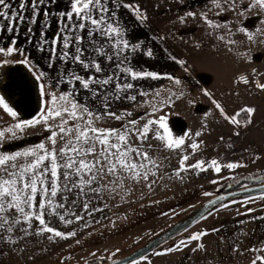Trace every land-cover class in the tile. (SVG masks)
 Here are the masks:
<instances>
[{"label": "snow or ice", "instance_id": "snow-or-ice-1", "mask_svg": "<svg viewBox=\"0 0 264 264\" xmlns=\"http://www.w3.org/2000/svg\"><path fill=\"white\" fill-rule=\"evenodd\" d=\"M59 2L60 0H18V8H14L9 0H0V21L6 22H0V31L9 34L8 45L0 46V55L11 57L17 54L21 57L17 63L28 69L37 82L39 96L45 101L39 115L32 119H21L6 98L0 96V108L15 121L0 130V148L9 138L6 134H10L11 139H18L26 129L37 125H42L48 133L46 142L15 152L0 151V214H3L0 215V228L8 225L6 231L11 233L13 226L26 224L27 227L22 226L20 231L32 235L30 229L33 228L34 222H38L34 234L47 233L50 241L54 237L65 239L76 235L73 231L65 233L58 230L50 223V218L57 216L59 221L66 225L73 223L71 219H66L68 213L60 214V210L65 208L64 202L68 199L63 193L73 188L83 192L84 186L98 193L100 190L92 188V185L104 176L116 177L112 183L119 182L120 187L124 186L123 180L127 178L136 182H147L150 176H156L153 168L158 169L159 164L147 151L133 146L130 142L132 137L143 142L149 138L153 127L156 126L154 138L164 142L166 149H177L184 144L183 137L172 139L170 133L167 137L160 133V128L167 133V126L163 118H151L159 110L154 103L144 105L151 108L146 120L143 115L138 119L133 118L131 111L112 110L115 102H134L138 95H149L147 91L136 87L137 82L159 78L156 71L144 70L133 64L132 54L152 58L154 52L151 47L145 50L143 41L133 43L126 38L127 29L118 15L121 8L125 9L136 22L143 24L148 20V15L140 5L125 0H66L64 10L43 11L44 21L38 38L34 39L36 33L33 26L37 24V17L41 12L40 5H54ZM184 2L185 0H179L181 4ZM26 11L31 12L30 17L24 15ZM226 11L235 12L238 18H246L253 11L264 16V0H209L206 11H186L179 15L174 23L186 25L189 18L195 19L199 15L206 29L214 32L224 30L231 36L234 33L229 24L212 18L219 17ZM53 18L58 22V28L54 36L49 38L47 32ZM25 21L28 24L25 32L27 43L40 54L39 63L31 58L24 47H18V39L13 37L14 33L19 34V27L14 25L23 24ZM261 24L264 25V19ZM237 31L244 34L249 41H253L257 34H264V27L252 31L241 25ZM217 39L229 46L236 44L234 39H226L225 35H219ZM172 59L181 66L185 64L184 60H177L175 56ZM8 63V59L3 60V64ZM167 79L176 86L181 85L180 79H174L172 76ZM239 80L248 83L244 76H240ZM257 87L264 89V84L257 83ZM167 91L168 99L176 95L171 89ZM152 95L160 97L161 92L157 90ZM205 95L211 94L206 92ZM167 102V99L161 101L163 104ZM212 103L230 123L239 126L238 117L241 113L246 116V123H251L255 111L252 107L242 108L230 117L225 114L221 103L215 99ZM105 118L122 124L116 128L98 126ZM201 134L198 131L195 136L199 137ZM58 144L60 147H57ZM199 147L196 142L190 145L193 155ZM188 161L187 154L180 158L177 176L188 168L201 172L211 168L220 173L222 168L233 170L244 166L240 162L222 164L217 159L198 160L194 164H187ZM257 179L264 181V177ZM151 186V183L147 184L148 188ZM204 194L212 195L208 192ZM58 196L60 199H57ZM218 199L224 200L226 197L221 196ZM75 203L76 201H73V204ZM83 207L87 211L89 203L85 202ZM9 213H13L11 219ZM91 214L89 211L88 215ZM46 216L49 219H46ZM76 219L81 220L83 217L76 215ZM202 235L205 233L197 232L188 239L199 241ZM8 240L12 244L17 242L11 237ZM181 245L187 246V242L181 240L175 249L169 248L168 252L180 250ZM203 248V243L198 244V249ZM250 250L253 253L264 252V249L260 248ZM132 264L139 262L133 261ZM251 264H264V256L255 255Z\"/></svg>", "mask_w": 264, "mask_h": 264}, {"label": "rangeland", "instance_id": "rangeland-1", "mask_svg": "<svg viewBox=\"0 0 264 264\" xmlns=\"http://www.w3.org/2000/svg\"><path fill=\"white\" fill-rule=\"evenodd\" d=\"M262 19L264 16L255 11L249 13L246 18H238L236 13L231 11V31L234 33L231 39L241 40L239 46H232L228 66L231 73L236 71L248 73L250 69H254L257 80H262L264 84V34H257L253 41H249L244 34L237 31L241 25L252 31L262 28L264 27L261 24ZM5 59L10 63L3 64ZM20 59L17 54L11 57L0 55V79L3 77L4 68L17 64ZM236 90L238 92L232 91L234 93L231 95L232 100L245 101L254 96H249V93H239L240 88ZM191 95V98L203 96L202 92ZM259 95L264 100V89ZM0 96H4L9 101L8 94L2 95L0 91ZM207 96L204 94V97ZM208 97L210 99L211 95ZM42 101L43 108L45 101L43 99ZM199 112L206 114V111ZM204 118L198 120L195 115L184 117L177 114L171 115L167 121L170 126L174 122L185 123V119L188 121L190 125L188 133H184L185 130L180 133L179 128L176 129L178 132L174 130L175 132L172 133L177 139L183 136L186 144L190 145L193 142L234 136L233 126L224 116L216 115L211 118L205 115ZM14 122L0 108V130ZM198 131L202 133L199 137L195 136ZM6 135L9 138L3 142L0 151L15 152L46 142L48 133L42 125H37L26 129L18 139H11L10 134ZM57 147H60V144ZM166 153L165 158H153L159 164V168H153L156 176H150L149 181L136 182L127 178L123 180V187H120L119 183V194L128 197L127 200L131 202L124 205L121 203L117 211L108 213L101 222H92L84 229L82 226L84 220L76 219V215L82 216V206L77 202L73 204V200L67 199L64 202L65 208L60 210V214L68 213L66 219H71L73 223L66 225L59 221L58 216L50 218V223L51 226L65 233L75 232V236L65 239L54 237L50 241L47 233L34 234L38 222H34L33 228L30 229L32 235L20 231L22 226L27 227L26 224L13 226L11 233L6 231L8 225L0 228V264H86L93 258H108L109 261L119 259L195 209L209 197L204 193L213 194L228 182L243 178L252 179L257 177L255 176L257 172L264 171V158H260L258 164L260 168L251 173L240 171L241 167L233 170L222 168L220 173L209 168L203 172L198 169H188L181 171L177 176L179 160L183 153L176 155ZM214 180L216 183H212ZM148 183H151V188L147 187ZM69 187L71 188V184ZM68 194V198L74 197V193L69 191ZM93 210L94 207L88 209L92 215H95ZM12 214L9 213V219ZM46 219L49 218L46 216ZM197 232L205 235H202L199 241H190L188 238ZM9 237L17 242L10 243ZM181 240H185L187 246L181 245L180 250L168 252L169 248L175 249ZM200 243H203V249H198ZM253 248L264 249V194L234 200L218 207L184 233L135 261L139 264H251L255 255L264 256V252L253 253L250 250ZM194 249L196 251H193Z\"/></svg>", "mask_w": 264, "mask_h": 264}, {"label": "crops", "instance_id": "crops-1", "mask_svg": "<svg viewBox=\"0 0 264 264\" xmlns=\"http://www.w3.org/2000/svg\"><path fill=\"white\" fill-rule=\"evenodd\" d=\"M9 2L13 4L14 8H18V0H9ZM125 2H130L134 5L139 4L141 9L148 15V20L141 24L136 22L127 10L122 8L119 10L118 15L121 18V23L127 29L126 38L133 43L143 41L145 50L147 47H151L154 52L152 58H147L141 54H132V62L144 70L156 71L159 74V78L157 80L148 78L137 82L136 87L147 91L149 95L146 97L138 95L137 100L134 102L127 100L115 102L112 105V110L118 112L131 111L134 114L133 118L138 119L143 115L146 120L149 118L147 113L151 112V108L144 105L146 103H154L159 110L151 118L157 120L163 118L167 126V133H165L163 128L159 129L160 133L166 137L170 133L172 139H177V136L172 131L178 132L176 129L179 128L180 133H183L182 130H185L184 133H188L190 125L185 119V123L174 122L170 126L167 121L169 117L180 114L184 115V117L195 115L198 120L205 119V115L214 118L216 115H221L212 103V100L215 99L221 103L225 109V114L230 117L240 112L242 108L252 107L255 109L250 124L246 123L244 114H242L241 118L238 117L240 120L239 126L227 121L232 124L234 132L232 135L236 137L240 144L264 141V100L259 95L262 89L257 87V83L263 84V81L257 80V73L254 69H250L248 73L244 71L231 73L229 71L228 63L231 60L232 46H239L241 39H234L236 44L232 46L219 41L217 39L219 35H225L226 39L231 38V36L224 30L214 32L206 29L199 15L195 19L189 18L186 25L174 23L177 17L183 15L186 11L191 10L197 13L206 11L209 0H185L182 4L179 3V0H125ZM65 7L66 0H60L59 3L54 5L49 3L40 5L41 12L37 17V24L33 26L36 33L34 39L38 38L41 24L44 21L43 11L55 12L64 10ZM24 15L30 17L31 12L26 11ZM212 18L221 23L229 24L231 28V11H226L221 16H213ZM3 23L6 24V22ZM14 27H19V34H13V37L18 39L17 46L24 47L26 52L30 53L31 58L39 63L41 60L40 54L27 43L28 37L25 36L28 27L27 21L23 24L14 25ZM57 28L58 22L53 18L47 32L49 38L54 36ZM0 38H2L0 46H7L9 34L6 31H0ZM197 44L199 47H196ZM173 56L177 60H184L185 64L181 66L176 60L172 59ZM168 76L180 79L181 85H174L172 81L167 79ZM240 76H244L248 83L241 82L239 80ZM236 87L240 88L239 93H249V96H254L245 101L232 100L231 95L234 94L232 91L238 92ZM168 89L176 93L171 99H168L169 96H167L169 95ZM157 90L161 92L160 97L152 95ZM199 92H202V97L191 98V94L195 95ZM206 92L210 93L212 98L204 97ZM166 99L168 100L167 104L161 103V101ZM199 111H206V114H200ZM233 111L236 112L234 113ZM176 119L180 120V118ZM121 124L122 122L105 118V121L99 123L98 126L116 128L120 127ZM155 131L156 126L153 127L149 138L143 142L135 137H132L130 142L133 146L140 147L142 151H147L153 158H165L167 157L166 152L173 153V155L180 152L183 153L181 155H188L192 150L190 144H186L185 141L180 148L166 149L164 142L154 138ZM236 133H239V135ZM261 159L248 163L239 170L251 173L260 168L258 164ZM114 180H116V177L104 176L98 182L93 183L92 188L99 189L98 193L92 192L87 186H84L83 192H80L78 188H73L74 190L70 191L74 193V197H70L68 200L76 201L82 206L84 220L82 226H84V229L92 222H101L108 213L117 211V207L119 208L121 203L124 205L131 202V200H127L128 197L119 194V182L112 183ZM67 194L68 192L63 193L66 196ZM85 202L89 203V208H99L102 211H94L95 215H88L89 211H86L83 207Z\"/></svg>", "mask_w": 264, "mask_h": 264}, {"label": "water", "instance_id": "water-1", "mask_svg": "<svg viewBox=\"0 0 264 264\" xmlns=\"http://www.w3.org/2000/svg\"><path fill=\"white\" fill-rule=\"evenodd\" d=\"M3 76L6 80V85L16 91V97L11 101L9 99V102L17 109L20 116L23 119H31L36 116L42 108L43 101L39 96V89L36 86L37 82L34 81L28 69L20 63L8 65L4 68ZM1 89L0 87V91H2ZM257 177L264 176L261 175ZM257 177L250 179L254 184L246 187L234 189L232 183L222 186L195 209L173 222L166 229L159 232L131 253L113 261L106 260L97 264H129L148 255L158 247L165 245L171 239L184 233L197 221L218 207L234 200L264 194V181L258 180ZM229 185H231V187H229ZM221 196L226 197V199L219 200L218 197ZM212 201H215V203H212Z\"/></svg>", "mask_w": 264, "mask_h": 264}, {"label": "built area", "instance_id": "built-area-1", "mask_svg": "<svg viewBox=\"0 0 264 264\" xmlns=\"http://www.w3.org/2000/svg\"><path fill=\"white\" fill-rule=\"evenodd\" d=\"M198 144L200 147L195 151V154L193 155L192 150L188 154L187 164H194L198 160L217 159L222 164L240 162L245 165L264 157V141L240 144L235 136H225L203 140Z\"/></svg>", "mask_w": 264, "mask_h": 264}, {"label": "trees", "instance_id": "trees-1", "mask_svg": "<svg viewBox=\"0 0 264 264\" xmlns=\"http://www.w3.org/2000/svg\"><path fill=\"white\" fill-rule=\"evenodd\" d=\"M9 104H10L11 107H13L10 102H9ZM15 110L17 111V109H15ZM18 114H19V112H18ZM242 114L243 113H241L239 118H241ZM19 118L23 119L21 116H19ZM261 175L264 176V171L263 172H259V173L257 172L255 176H261ZM228 183H232L234 189L254 184L253 182L250 181L249 178L237 179L236 181H231V182H228ZM209 196H211V195H209ZM106 260H109V259L108 258H93V259L87 261L86 264H97V263H100V262H103V261H106Z\"/></svg>", "mask_w": 264, "mask_h": 264}, {"label": "flooded vegetation", "instance_id": "flooded-vegetation-1", "mask_svg": "<svg viewBox=\"0 0 264 264\" xmlns=\"http://www.w3.org/2000/svg\"><path fill=\"white\" fill-rule=\"evenodd\" d=\"M0 87L2 88L1 92L3 93V95L8 94L10 101L16 97V91L13 88L6 85V80L4 76L0 79Z\"/></svg>", "mask_w": 264, "mask_h": 264}]
</instances>
